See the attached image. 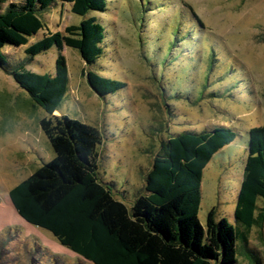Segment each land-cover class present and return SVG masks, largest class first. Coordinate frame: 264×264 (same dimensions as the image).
<instances>
[{
	"label": "rangeland",
	"instance_id": "obj_1",
	"mask_svg": "<svg viewBox=\"0 0 264 264\" xmlns=\"http://www.w3.org/2000/svg\"><path fill=\"white\" fill-rule=\"evenodd\" d=\"M90 17L106 27V52L89 67L78 51L65 49L70 83L54 115L101 132L100 178L128 207L145 194L146 175L163 141L207 126L234 129L236 141L205 169L199 214L203 225L212 209L231 222L247 158L242 147L250 130L264 126V0H111L107 12L86 17L73 14L70 5L57 6L43 15L47 28L28 46L5 52L14 62L26 61L30 45ZM57 57L52 48L27 69L54 75ZM88 71L127 87L101 98L88 84ZM48 117L0 69V264H91L24 222L9 198L55 158L40 124ZM258 205L264 207V199ZM250 240L264 264V231L256 226ZM239 262L251 264L245 255Z\"/></svg>",
	"mask_w": 264,
	"mask_h": 264
},
{
	"label": "trees",
	"instance_id": "obj_2",
	"mask_svg": "<svg viewBox=\"0 0 264 264\" xmlns=\"http://www.w3.org/2000/svg\"><path fill=\"white\" fill-rule=\"evenodd\" d=\"M110 3L0 0V69L28 94L34 108L50 116L40 124L55 152L53 160L10 191L14 209L24 222L48 231L91 264H240L242 255L251 264H263L262 253L250 239L256 226L264 231V207L258 205L264 199V126L250 130L242 147L247 158L231 222L219 219L215 209L206 225L199 218L205 169L238 137L226 126L185 130L163 141L146 175L145 194L128 207L100 178L101 132L69 116L54 115L70 83L65 49L78 51L89 67L94 66L106 52L105 25L90 17L65 33L45 36L26 49V61L14 62L5 52L7 47L28 46L47 28L43 15L57 6L70 5L73 14L86 17L107 12ZM52 48L58 51L54 75L27 69ZM86 78L101 98L127 87L99 72L88 71Z\"/></svg>",
	"mask_w": 264,
	"mask_h": 264
}]
</instances>
